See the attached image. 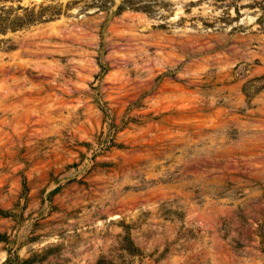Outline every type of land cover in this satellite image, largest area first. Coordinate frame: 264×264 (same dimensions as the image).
<instances>
[{"label": "rangeland", "instance_id": "374dc122", "mask_svg": "<svg viewBox=\"0 0 264 264\" xmlns=\"http://www.w3.org/2000/svg\"><path fill=\"white\" fill-rule=\"evenodd\" d=\"M0 264H264V0H0Z\"/></svg>", "mask_w": 264, "mask_h": 264}]
</instances>
